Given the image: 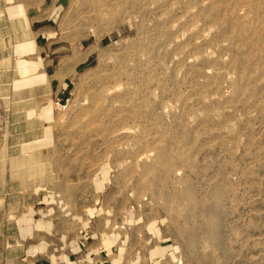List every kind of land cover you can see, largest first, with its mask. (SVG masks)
Wrapping results in <instances>:
<instances>
[{"label": "rangeland", "instance_id": "obj_1", "mask_svg": "<svg viewBox=\"0 0 264 264\" xmlns=\"http://www.w3.org/2000/svg\"><path fill=\"white\" fill-rule=\"evenodd\" d=\"M16 2L92 51L33 130L0 49V161L28 157L36 207L147 264H264V0H0V48Z\"/></svg>", "mask_w": 264, "mask_h": 264}, {"label": "crops", "instance_id": "obj_2", "mask_svg": "<svg viewBox=\"0 0 264 264\" xmlns=\"http://www.w3.org/2000/svg\"><path fill=\"white\" fill-rule=\"evenodd\" d=\"M24 6L25 2H16L6 13V19L17 22L16 27L13 23L15 33L8 35L1 45V66H5V50L19 56L14 83L17 108L36 130V108L39 115L51 116L52 103L40 104L56 99L59 84L64 88L68 79L78 75L92 51L82 40L59 36L50 21L41 25L36 19V7L25 12ZM2 92L8 93L3 88ZM32 146L36 142L10 141L4 145ZM8 160H14L11 171L4 166L3 159L0 161V264H147L145 256L132 252L126 233L90 234L89 222L82 216L73 222L67 219L69 212L65 211L58 221L53 209L36 207V175L28 173V157ZM29 196L33 197L31 202L25 198ZM12 199L17 204H11Z\"/></svg>", "mask_w": 264, "mask_h": 264}]
</instances>
